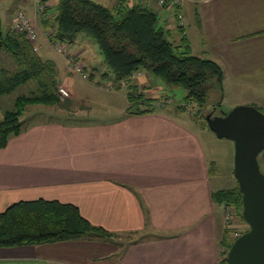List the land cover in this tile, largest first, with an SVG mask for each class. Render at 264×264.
<instances>
[{
	"label": "crops",
	"instance_id": "crops-1",
	"mask_svg": "<svg viewBox=\"0 0 264 264\" xmlns=\"http://www.w3.org/2000/svg\"><path fill=\"white\" fill-rule=\"evenodd\" d=\"M141 1L159 13L178 45L185 41L190 52L221 65L219 114L237 105L264 111V0H182L166 8L151 0L126 3ZM42 59L53 61L59 82H68L61 63ZM151 80L146 76L138 87L152 111L134 112L127 94L125 103L112 98L114 117L94 118L89 97L70 87L74 97L62 110H35L22 121L21 133L0 149V213L20 201L56 200L117 236L0 247V264H222L232 226L214 194L230 188L216 180L219 161L210 160L203 136L210 129L189 108H177L184 101L160 108L170 96L163 82ZM9 103L0 100V120L12 110Z\"/></svg>",
	"mask_w": 264,
	"mask_h": 264
},
{
	"label": "trees",
	"instance_id": "trees-1",
	"mask_svg": "<svg viewBox=\"0 0 264 264\" xmlns=\"http://www.w3.org/2000/svg\"><path fill=\"white\" fill-rule=\"evenodd\" d=\"M55 4L51 8L53 11L47 8L43 14L46 15L43 25L50 31V41L72 45L80 34L96 40L109 73L114 76L115 86L120 87L136 71L143 69L169 85L185 88L187 93L184 103L178 105L179 109L187 110L188 105H196L212 111L221 103L224 78L221 65L211 58L193 54L185 41L178 45L170 32L160 25L159 13L142 1L128 5L126 0H118L113 6L96 0H56ZM176 15L179 21L181 13ZM1 52L10 54L17 68L15 71L0 69V96L31 81L38 84L39 91L19 96L16 109L6 112L0 120V149L8 145L12 136L21 133V117L28 105L60 102L53 61L39 56L25 32L17 29L5 32L0 17ZM128 90L134 112L153 110L151 99L137 84ZM202 121L208 126L206 118ZM214 197L220 204L232 205L236 214L246 222L242 216V194L238 186L217 191ZM224 235L225 250L221 263L227 264L229 249L236 238L232 228H227ZM115 236L116 233L84 218L77 206L56 200L20 201L0 213V247Z\"/></svg>",
	"mask_w": 264,
	"mask_h": 264
},
{
	"label": "rangeland",
	"instance_id": "rangeland-1",
	"mask_svg": "<svg viewBox=\"0 0 264 264\" xmlns=\"http://www.w3.org/2000/svg\"><path fill=\"white\" fill-rule=\"evenodd\" d=\"M97 2L103 4H109V3H105V1L102 0H98ZM54 6H56V4H54ZM37 7L38 4L36 3L35 0H0V17L2 18L3 29L5 32L9 30L11 23H13L14 19L17 16L18 11L20 10L25 11L31 17H35V16L37 17L35 23L40 37L38 39V43L36 42L33 45L37 46L38 44H42L41 46H38L39 55L42 58L55 59L56 62H58V64L59 63L62 64L63 66L62 72L68 77V82L65 83L63 81H60L58 89L59 87L62 86L66 87L69 92V96L61 97L60 95H58L60 99V103L54 104V106L45 105V104L28 105L25 109L24 114L21 117L22 121L29 119L28 117L32 115L35 110L54 111V108L57 109L55 111L62 110L61 109L62 103L64 104L66 101L73 99L74 97L73 96L74 94L72 93L71 89H73L74 92L79 93V96L81 97L84 96L89 97L85 99L87 103H90L92 109L94 110L93 111L94 118L98 117L100 119L105 117H114L113 114L116 113L114 108L117 107H114L115 104L112 105L113 102H116V100H113L112 98L116 97L117 99H119V101L117 100L118 103L120 101L125 103L127 99V91H129L128 90L129 87H131L134 84L140 85L139 83L140 80L144 79L148 75H151L153 77V81L151 80V83L155 85H159L158 83L163 82L165 86L164 88L165 90H163V92L167 93L170 96V99L174 101L173 102L174 105L181 104L184 101L185 95L187 93L185 88H183L182 86L169 85L165 83L163 79L155 77L153 74L148 73L143 69L136 71L131 76V78L125 82L126 84L123 83V85H121L120 87L115 86L116 83L114 76L113 74L109 73V69L105 64L104 56L101 52L99 44L96 42V40L85 34H80L78 36V40L76 41V43L72 45L63 43L65 45V50L68 51L67 55L77 54L75 55L76 60L77 61L82 60V62H84L85 66L83 70L85 73H87L88 77L84 78L82 74L73 71L72 69L74 68L70 63L68 57L65 54L58 53L53 43L49 40L48 34L50 32L48 33L42 30V28L44 27L43 19L46 18V15L43 16V14L38 11ZM47 8L53 11V9H51L53 7L46 4V9ZM178 25H179V21H178ZM46 34L48 37L45 36ZM82 49H85V52L80 51ZM1 68H7L12 71H15L17 68L14 58L6 52L0 53V69ZM105 73H108V75H105ZM109 84H113V87L108 88ZM38 91H39L38 84L34 81H31L26 84L20 85L10 94L1 95L0 100L1 99H5V100L7 99V101L10 100L11 103L9 104L12 106V110H14L16 109V103H15L16 99L19 96H24V95L29 96ZM162 99L163 101H165V98ZM162 107H164L163 103L160 105V108ZM188 108L191 109L196 108L195 110H190V109L188 110H190L193 113L194 117H198L201 120L205 119L207 114L211 110V109L209 110L208 108L200 109V107L196 105L195 107L194 105H188ZM215 110L216 111L214 113L219 114V109H217V107ZM199 111H202L201 117L198 114H195L196 112ZM38 118H42L41 120H45L43 118L47 119L48 116H44V117L38 116ZM207 133H208L207 136L205 135L206 133H203V136L210 160L215 159L219 161V166H218L219 176L216 178V180L219 183L224 184V186L227 188L238 186V182L234 174L235 143L232 140L226 138H219L211 129L207 131ZM261 155L259 156L260 163L261 164L263 163L264 165V154L263 156ZM263 165L262 167L264 169ZM232 223L231 226L234 233L235 232L243 233L249 229L248 223L241 220V218L238 215H236Z\"/></svg>",
	"mask_w": 264,
	"mask_h": 264
},
{
	"label": "water",
	"instance_id": "water-1",
	"mask_svg": "<svg viewBox=\"0 0 264 264\" xmlns=\"http://www.w3.org/2000/svg\"><path fill=\"white\" fill-rule=\"evenodd\" d=\"M214 112L206 116L209 128L235 143L234 174L242 194V216L249 225L229 249L227 264H264V172L259 159L264 152V112L255 105Z\"/></svg>",
	"mask_w": 264,
	"mask_h": 264
},
{
	"label": "built area",
	"instance_id": "built-area-1",
	"mask_svg": "<svg viewBox=\"0 0 264 264\" xmlns=\"http://www.w3.org/2000/svg\"><path fill=\"white\" fill-rule=\"evenodd\" d=\"M36 3L38 4V11L42 14L45 13L46 11V2H44V0H35ZM153 2H156L158 5H160L163 8L166 7H175V6H179L182 3V0H151ZM36 16L35 17H31L29 16L25 11L20 10L17 13V16L15 18V22H16V29L18 31H23L27 34V36L29 37V39L33 42V44H35L36 42L38 43V39H39V33H38V29L36 26ZM179 26H184V21H183V16L182 14L179 16ZM54 47L56 48L58 53H62L65 54L70 63L72 64L73 71L78 72L80 74H82V76L84 78H87L88 75L87 73L84 72L83 68L85 66L84 62H82V60H76V56L77 54H72V55H67L68 51L65 50V45L61 42H53ZM38 46H41V44H38L37 46L34 45L35 50L38 49ZM77 61V62H76ZM113 84H109L108 88H112ZM58 95H60L61 97L64 96H69V92L67 90L66 87H59L58 89ZM141 91V90H140ZM138 94H140V92H138ZM163 103V105H167V104H171L173 103V100L171 99H165V101L160 102L159 104L161 105ZM195 107V105H194ZM190 110H195L196 108H189ZM211 109V108H209ZM211 111V110H210ZM195 114H198L200 117L202 116V111L196 112ZM223 210H224V216H225V222L227 225H231V223L234 221L235 217H236V211L234 209V207L230 204H226L223 203ZM242 234L241 233H234L235 238H237L238 236H240Z\"/></svg>",
	"mask_w": 264,
	"mask_h": 264
}]
</instances>
